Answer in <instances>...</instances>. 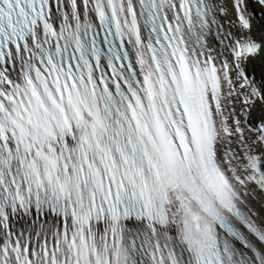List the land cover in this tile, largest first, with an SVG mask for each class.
I'll return each mask as SVG.
<instances>
[{
    "label": "snow or ice",
    "instance_id": "snow-or-ice-1",
    "mask_svg": "<svg viewBox=\"0 0 264 264\" xmlns=\"http://www.w3.org/2000/svg\"><path fill=\"white\" fill-rule=\"evenodd\" d=\"M0 264H264V0H0Z\"/></svg>",
    "mask_w": 264,
    "mask_h": 264
},
{
    "label": "bare ground",
    "instance_id": "bare-ground-1",
    "mask_svg": "<svg viewBox=\"0 0 264 264\" xmlns=\"http://www.w3.org/2000/svg\"><path fill=\"white\" fill-rule=\"evenodd\" d=\"M253 205L259 209L260 208V204L256 201V200H253Z\"/></svg>",
    "mask_w": 264,
    "mask_h": 264
}]
</instances>
